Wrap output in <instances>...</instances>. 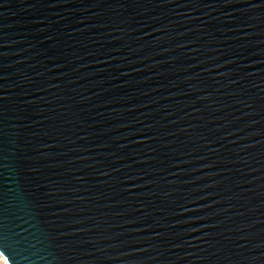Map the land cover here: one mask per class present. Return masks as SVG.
Returning a JSON list of instances; mask_svg holds the SVG:
<instances>
[{
    "label": "water",
    "instance_id": "95a60500",
    "mask_svg": "<svg viewBox=\"0 0 264 264\" xmlns=\"http://www.w3.org/2000/svg\"><path fill=\"white\" fill-rule=\"evenodd\" d=\"M0 165L14 264H264V0H0Z\"/></svg>",
    "mask_w": 264,
    "mask_h": 264
},
{
    "label": "snow or ice",
    "instance_id": "6c2138e0",
    "mask_svg": "<svg viewBox=\"0 0 264 264\" xmlns=\"http://www.w3.org/2000/svg\"><path fill=\"white\" fill-rule=\"evenodd\" d=\"M259 5H251V7H258ZM2 167V165H0ZM28 206V203H25ZM7 209L0 207V221L5 219ZM36 223H39L38 218H34ZM15 246L11 237L8 234L6 226L0 222V264H14L15 260Z\"/></svg>",
    "mask_w": 264,
    "mask_h": 264
}]
</instances>
